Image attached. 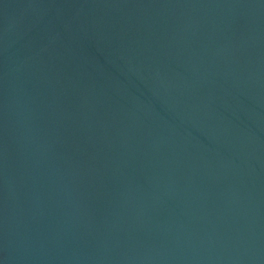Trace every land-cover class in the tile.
<instances>
[{"label":"water","instance_id":"95a60500","mask_svg":"<svg viewBox=\"0 0 264 264\" xmlns=\"http://www.w3.org/2000/svg\"><path fill=\"white\" fill-rule=\"evenodd\" d=\"M0 264H264V0H0Z\"/></svg>","mask_w":264,"mask_h":264}]
</instances>
